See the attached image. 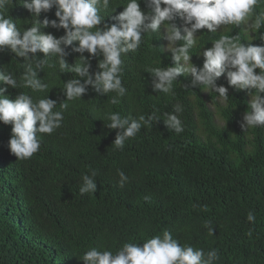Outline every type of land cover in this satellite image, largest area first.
I'll list each match as a JSON object with an SVG mask.
<instances>
[{
	"label": "trees",
	"instance_id": "obj_1",
	"mask_svg": "<svg viewBox=\"0 0 264 264\" xmlns=\"http://www.w3.org/2000/svg\"><path fill=\"white\" fill-rule=\"evenodd\" d=\"M127 2L110 0L109 8L100 12L104 22L98 27L115 23L112 17ZM138 2L142 11H151L145 0ZM55 11L54 6L36 18L22 0H13L8 15L23 31L36 19H58ZM172 23L183 35V20L178 16ZM246 28L242 24L221 26L216 33L198 30L197 44L189 50L191 62L201 68L200 52L222 34L239 36L246 45L264 44L259 39L264 28L259 32ZM39 30L57 38L65 34L63 28L51 25ZM165 32L162 24L156 33L143 34L139 49L122 55L126 93L118 104L111 103L114 92L104 94L91 86L82 98L65 100L63 85L76 74L60 72L51 56L36 69L47 89L33 92L7 86L5 95L10 99L20 93L34 100L48 97L57 101L54 111L60 110L61 102L68 109L61 127L52 134H38L40 148L26 160L10 152L12 125L0 121V264H85L83 254L93 247L115 254L125 242L142 245L164 230L181 245L205 253L215 249L220 257L215 264H264V127L241 128L251 97L248 90L229 86L226 74L216 83L228 88L227 99L192 86L191 74L181 75L171 94L153 91L154 77L146 70L173 65ZM73 46L66 49V60L81 63ZM83 55L89 58L90 72L98 71L103 57ZM36 56L31 61L34 68L44 54ZM24 63L7 48L0 50V72L13 74L18 84ZM0 87L6 85L0 82ZM177 103L183 106L178 114L184 127L180 134L169 131L163 120ZM108 112L130 120L153 114L160 118L116 149L113 142L119 130L105 126ZM93 170L97 190L81 195L82 178ZM119 171L128 177L123 187ZM250 211L254 222L247 219ZM205 222L213 228L212 235Z\"/></svg>",
	"mask_w": 264,
	"mask_h": 264
},
{
	"label": "clouds",
	"instance_id": "obj_2",
	"mask_svg": "<svg viewBox=\"0 0 264 264\" xmlns=\"http://www.w3.org/2000/svg\"><path fill=\"white\" fill-rule=\"evenodd\" d=\"M145 3L151 10L149 13L141 10L138 0H128L123 10L112 17L115 23L109 25L105 22L103 27H98L104 22L100 12L109 8L110 0H22L24 8L36 18L42 11L48 12L55 6L58 19L45 17L42 22L36 19L31 27L21 31L8 15L13 0H0V50L7 48L26 62L20 84L13 74L0 72V82L6 85L0 87V121L12 125L8 147L17 159H29L39 150L38 134H52L61 127L63 112L68 109V104L61 102L60 110L54 111L57 101L48 97L34 100L20 93L15 99H10L5 95L7 86H23L31 88L33 92L47 89L48 85L38 78L36 69L47 63V58L51 56L57 59L60 72L76 74V78L65 81L63 85L65 100L82 98L91 86L104 94L114 92L111 103L118 104L119 98L126 93L121 79L122 55L137 51L142 43V35L156 33L162 24L166 25L163 38L168 44L176 46L169 48L172 66L146 70L154 77L153 91L171 94L174 82L181 75L191 74L192 86L202 87L206 92H215L227 99L228 88L216 83L221 75L226 74L229 86L248 90L251 97L248 105L250 111L245 112L241 128L245 131L264 127V44L246 45L239 36L222 34L212 41L211 47L200 52L204 61L199 69L191 62L189 51L196 46L195 37L200 29L206 28L208 32L216 33L221 26L240 27L244 24L247 25L246 30L259 32L264 28V0H145ZM178 16L184 22L183 35L181 29L172 23ZM49 25L63 28L65 34L57 38L39 30L41 26ZM259 39L264 41V34ZM179 41L184 43L177 44ZM73 42L78 43L73 46ZM69 46H73L72 51L81 54V63L67 62L69 53L66 49ZM38 52L43 53L44 58L34 68L31 61ZM85 52L90 57H103L98 61L99 70L95 73L90 72L91 64L89 58L83 55ZM48 66L55 67V64ZM257 68L259 73L255 71ZM173 108L172 113L164 114V124L169 131L180 134L184 127L178 114L182 113L183 106L177 103ZM159 118L153 114L147 119L140 115L130 120L118 112H108L105 114L108 121L105 126L119 130L113 144L116 149H122L126 140L135 137L143 126ZM118 175L119 184L123 187L128 177L123 171H119ZM96 176L94 170L90 175L83 176V184L79 188L81 195L96 192ZM203 210H207L206 205ZM247 219L254 222L255 215L250 211ZM205 227L212 235L213 228L209 222H205ZM219 258L215 249L205 253L203 249L181 245L168 230H164L162 235H155L142 245L125 242L115 254L93 247L83 254L82 260L85 264H215Z\"/></svg>",
	"mask_w": 264,
	"mask_h": 264
},
{
	"label": "rangeland",
	"instance_id": "obj_3",
	"mask_svg": "<svg viewBox=\"0 0 264 264\" xmlns=\"http://www.w3.org/2000/svg\"><path fill=\"white\" fill-rule=\"evenodd\" d=\"M173 44H169V47H172Z\"/></svg>",
	"mask_w": 264,
	"mask_h": 264
}]
</instances>
